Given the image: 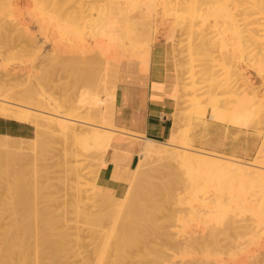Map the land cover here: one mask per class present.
<instances>
[{
  "label": "bare ground",
  "instance_id": "6f19581e",
  "mask_svg": "<svg viewBox=\"0 0 264 264\" xmlns=\"http://www.w3.org/2000/svg\"><path fill=\"white\" fill-rule=\"evenodd\" d=\"M139 4L141 6H139ZM156 6H159L162 14L171 15L172 18H174L173 23H175L177 28L179 27V30L181 32L183 31L182 34L185 33L186 36V45H183L184 47L186 46L184 54L188 56L186 57L185 55V57L186 59L189 58L186 65L184 63L187 62V60H184L185 62L183 63V65H185L183 72L186 77H183L184 74L180 76L177 74L178 70H176V68L181 70L183 68L177 67L178 64L174 60V78L172 83L173 90L180 91V93L182 90L185 91L183 85L186 84L187 80L188 83L191 81V88L193 85H198L195 86V89L197 90H203L206 88V91H203L205 94L207 93V96L209 95L208 97H205L208 98V100L205 99L208 101L207 103L204 102L205 100L202 101V99H199L203 96L202 94H204L202 92L201 96L199 94L200 91L199 93H196L201 96L199 97L197 95L199 97L198 100L196 99L197 97L194 98L195 96H189L188 99H186V102H189L191 108L194 107L195 109V107H199V109L195 111L196 114L199 113L203 107L204 114L205 106L208 105L211 109L210 117L212 121L223 120L224 116L228 114H231L232 119H234V115H237L235 114L236 109H238V107L241 108V106L236 107L235 104L241 105L244 100V110L241 112L243 120L252 119V115L256 117L257 114V116L261 115L259 117H262L261 119H263L264 122V0H0V48H3L2 50L0 49V66H2L1 63L4 61L3 54L5 52H11L12 49L16 48L14 54L12 53L8 64L18 67L17 69H11V72L6 70L4 74H0V117L33 126L36 130V136L31 139L0 135L3 139H9V142H7V140L5 141V139L4 141L0 140V200L6 201L10 205L11 210V220L9 224L4 227H0V264H65L61 257L63 258L62 252L66 250L67 242L65 241H68L66 239L69 238L66 236H69L71 233L68 231L69 234L66 235L68 229L66 228L67 226H63L64 223L59 224V221L54 222V220H56L52 215L54 212L49 214L50 210H47L48 206L47 208L43 207L46 208L44 210L41 208V206H43V202L47 198V195L46 197L45 195L43 196V192L47 190L46 187L48 186H45L46 182H44L43 186L39 185V183L41 184L42 182V179H40V182L38 181L40 177L38 179L37 177L34 179L32 178V182H30L32 179L28 181L29 173L27 174V167L25 168V166L29 163L32 165V162L30 159H27V157L30 156V158L33 159V153L30 154L29 152L35 150L37 146L42 145L46 140H52V138L56 136L59 137L62 142L61 149L64 156L63 158L65 159L61 160H64L63 163L67 169L65 167L64 168L66 172H71V175L69 174L71 177L69 181L72 182L71 185L68 183L70 185L68 186V189L72 187V189L74 188L73 190H75V193L74 191H69V193H72V195L75 196L71 197V194L69 196L72 198V201L78 200L81 202L83 199L82 203L84 204L85 201L87 202V200H89L88 203L90 206L86 203L85 207H88L86 209L88 210L90 207L91 209H95L91 211L89 209L86 211L85 207H83L81 211L78 208V201H75L76 203L74 201L72 202L75 203V205L72 204L73 206H76V204L78 205L74 208L76 210L75 213L77 212V218L80 217L82 219V223L80 224L83 225L84 223L89 227L87 229L90 234L93 235L91 238L92 241L94 239L99 242L101 253L98 254V256L100 257L101 255V257L100 259L98 257L99 260H97L95 259L96 257L94 258L93 256L94 260L97 262L99 261L98 263L96 261V263L92 262L93 264H143L138 261H141L142 259L143 261H146L150 256V259L153 260H149L151 264H167L171 257H175L174 252L176 251L181 253V256L180 253L179 256L181 258L183 257L182 259L185 258L184 252H181L183 248H179L184 243L185 247L190 249L189 251L191 252V256L187 255V259H185L186 261L190 257L198 258L200 256L198 255L197 257L194 253H192V247L194 249L193 251H195V249L199 251L200 249V251L206 255L203 256L201 253V256H203V258L205 257L206 260L209 258V255L211 257H215V261L210 262L211 264L214 262V264H228L225 262L223 256L227 255L230 250L240 247L238 242V239L242 238L240 236L250 235L252 238H255V236H258L260 233H264V193L257 196H260L259 198L261 199L263 197L261 202L259 201V198H255V195L252 193L254 198L251 196V200L253 199L255 201L257 199L256 201L263 205L262 208L259 207L258 203H256L258 207L256 209L255 206H253L255 203L253 204V201L248 202V198L236 200L234 197L229 196V189L227 190V187H225L228 185L225 180L233 181L236 179L243 180L244 182L248 181L250 186H255L259 183V181L263 182L264 149L261 151V155L260 153L255 155V157H257L259 154V160L254 159L255 161L253 160V162H241L236 159L228 160L229 158L226 161V159L220 155L194 150V148L192 149L190 145L188 146L186 143L187 140L181 142V140H185L184 138L187 135L184 133L187 132L182 130V127L184 126L181 127L180 123L183 125L184 118L185 120L186 118L189 119L187 116L184 117L181 111L180 113H177L180 115H177L176 112L174 113L176 115L172 117L173 121L170 136L165 141H156L144 138L143 135H137L140 137L139 139L143 140L142 144H140L137 148L139 162L130 173L128 177V185L126 184L127 188L121 197L106 195L97 190L95 179L96 176H98L97 174L99 170L105 166L104 157L109 150H112L111 147H119L120 140L117 139L115 135L122 131L115 128L113 125L116 87L114 81L116 80L117 65L120 59L126 57L124 59L140 62L143 70H146V72L149 69L148 66L150 63L151 51L153 45L157 41L156 37H158L154 35L156 28L153 23V21L156 20L154 16H157L155 14L156 9L154 8ZM128 7H131L132 9ZM39 21H41V23ZM45 21L49 22L47 23L48 26L50 22H53L54 25H61L62 27H57L58 29L56 26L53 27L56 29H51L59 33V31L63 28V30H65L71 38H76V41H81L82 38L88 37L93 40V46L97 45L95 39H98L99 42L102 41L100 43L107 46L105 48L102 45L104 48L101 49V51H98L96 56H89L87 59H79L78 57L64 59L59 56L60 53H57L59 51L56 50L57 48H52V46L54 47L53 44L55 42H49L52 45H50L52 54L48 53L49 57H47L49 61L47 62H49V65L55 67L54 71H58L59 69H63L65 71L67 70L70 72V75L73 73V75L78 78L81 83L79 81L78 82L82 84V86L85 84L84 88L86 94L88 95L86 103H76L73 98L66 95V89H61L60 97H56L53 93H47V90L54 85V81L51 79V76L53 75L51 74L50 76L51 71L48 72L51 69L49 68L47 71V68H44L45 65L43 63L40 64L43 70H41V73H33L28 68L25 69V65L30 66L34 59V55L38 52L36 50L37 52L33 53V47H35L38 42L36 37H33L34 34L31 37L29 35L31 33H23L24 27L26 28L25 25H29V23L36 26L38 22L42 24L45 23ZM45 25L44 28H47L48 26L45 27ZM22 26L24 27L22 28ZM41 26H43V24ZM39 28L36 29L37 34L40 30L44 29L42 28L38 30ZM52 30H50V32ZM43 31L47 33L48 29L47 31L46 29ZM43 31H40L43 36L39 33V37H45L46 33L44 35ZM61 34L62 33L58 35L64 36V33L62 35ZM19 38L21 43L18 42ZM71 38L69 40H71ZM74 39L72 40L74 41ZM182 39H184V37ZM43 40L46 41L45 39ZM82 40H85V38ZM176 41L178 42V40ZM15 42L20 43V46ZM77 43L80 44L79 42ZM77 43L76 47H78ZM82 43L83 41L80 45H82ZM69 45H73L72 41ZM112 46V49H114V47L118 48L122 46L121 50L123 51H120L119 53L118 50H120V48L117 50L115 49L118 51V57L116 54L114 59L113 55V57L111 56L112 59L111 57L109 59L104 52H107L109 47L111 48ZM73 47L72 50H74ZM86 47L89 46L86 45ZM92 48L89 49V52L93 51ZM80 49L84 50V47H80ZM74 51L78 50L75 49ZM116 51H114V55ZM85 52H87V50ZM111 54H113V52ZM140 55L142 56L139 57ZM109 64L112 68H110ZM96 67H98L102 73L97 74L93 70L97 69ZM86 69L90 70V72L88 71L89 73H91L92 69L95 72L94 74L92 71V75L94 76L88 75L89 73H86L87 75H85ZM141 69H139V71ZM107 70L113 72L110 74ZM1 71L3 73V70ZM35 71L37 70L35 69ZM243 71L248 72V75L244 74ZM106 72L111 76L113 75V77H111V79L113 78L112 82L110 81L111 79L108 78L110 77L109 74L107 76ZM73 75L71 76L74 77ZM179 77L180 79L183 77L187 80L185 81L182 78L183 80L181 79V82H178V80L180 81ZM53 80H55L54 77ZM51 83L52 85L50 86ZM180 83L183 84L180 85ZM179 85L182 90H180ZM46 86L47 88L49 86L50 87L46 90ZM101 88L104 89V92L101 91ZM193 90L192 94L194 95L195 93H193ZM237 95H239V99L241 101L238 97H235ZM175 97L180 98L181 96L177 95ZM236 98L241 103L234 102V105H232L233 100L235 101ZM200 100L202 101V104L205 103V106H201ZM199 104L202 109H200L201 107ZM238 110L241 111V109ZM238 114H240V112H238ZM187 115L189 116L190 114ZM231 116L228 115V118L230 119ZM189 117H191V115ZM236 118L240 117L236 116ZM236 118L235 121H242L241 119ZM232 119L230 120L232 121ZM261 119L258 118L260 122H262ZM230 120L228 121L231 122ZM237 123L235 122L236 125H234L238 126L240 124ZM248 123H250L249 120L246 124L248 125ZM256 124L258 125V123ZM242 125L241 127H244V124ZM247 125L245 127H247ZM252 125L249 129H252ZM256 131L259 130L256 129ZM131 135L136 136L134 134ZM10 139H19L20 141L13 143L10 142ZM22 141H26L27 144L22 143ZM180 142L181 144L183 143V146L178 144ZM67 146L69 147V150L67 149ZM71 147L72 149H70ZM21 157L22 159L28 161L24 164L19 163ZM96 159L98 160V162L96 161L97 166L95 165L96 162H93ZM13 160L15 163L18 161L19 166L15 167L18 169L12 167L15 166V163L11 164ZM58 161L56 160L57 163ZM153 161L156 163L161 162V165H164L165 162L168 168L170 165H175L179 167V169L182 168L183 174L186 173L184 178L188 176V178H186L188 179L187 182L190 181V184H188V189H190V191H187L188 189L186 187L183 188V182L181 183L182 180L180 181L177 178L179 175H177V177L176 175L171 176L175 179L174 181L172 178L169 179L167 177L169 176L167 172L168 170L166 171L167 173H165L167 174V176L165 175V178L162 177L163 174L161 171L162 175L160 178H168L167 180L169 182L167 180L165 183H162L159 180L158 182L161 183H158L157 180L155 181L151 174L152 168H154V166L152 167V163H154ZM63 163L61 165H63ZM91 166H93V168ZM170 167L171 168H169V170L174 168L172 166ZM44 168L46 167L43 166V169ZM183 168L186 170L184 171ZM90 169L92 170V184H89L90 188H87L88 184L86 187L87 182H83V180H85L83 177L85 175L86 177L88 176L91 172ZM157 170L158 167H156V172ZM37 171L38 170H36V172ZM40 171L43 172V170ZM46 171H48V169ZM46 171L45 174L47 173ZM175 171L174 174H176ZM36 172H33L35 173V176H39V171L37 174ZM159 172L160 171H158V174ZM172 173L173 170L171 175ZM45 174L43 175L44 178ZM32 175L34 176V174ZM32 175L30 176L33 177ZM50 178L51 177H49V179ZM208 181H215L213 182L214 185H211L213 183H209ZM243 181L241 182L243 183ZM49 182L52 183L51 180L48 181V183ZM180 184L182 186V190L187 189L186 191L189 194H187L184 190L183 193L181 189L178 188ZM245 184L242 186L244 187ZM208 185H210L214 191L216 189V195L211 197V199L209 198L210 195H207L208 188H211ZM260 186L261 185H259V187ZM263 186L262 188L260 187V191L256 189L258 193H262L264 190ZM246 187L248 188V186H245L244 188ZM175 188H178L177 190L185 194V196L178 195ZM72 189L70 188V190ZM159 189L163 190V193H165L166 197L161 194V196H164L165 199L159 196ZM45 193L46 192H44V194ZM243 196L245 197V194ZM73 197H75V199H73ZM49 199L47 198L46 200ZM70 206L71 205H69V207ZM41 209L43 211L46 210L48 214L46 212H44L46 215L42 213ZM236 209L237 211L239 209L244 212L246 210L250 214V220L246 221L247 217H244L245 220L241 217V219H239V216H236ZM70 210L74 211L72 209ZM185 210L190 214L186 212L183 213ZM198 211L201 213L203 211L204 216L201 215L200 217L198 214L201 213ZM208 212L210 214H208ZM240 212L241 211L238 213ZM211 213H213V215ZM187 214L190 215H188V217H190L189 219L192 220L193 223H199L202 217L204 218L205 216L206 217L202 219L203 223L205 219L208 221L206 223H212V225L211 223L208 224L211 225L210 228L209 226L207 227L208 229L206 228L208 231L204 229L206 227V223L203 224L204 228H202V230L204 231V236L200 235V237H198L199 235H195L196 231L190 227L191 224L188 225L191 221L189 222L188 220V224L185 221V219L188 218ZM47 215L52 216L51 218L54 220H51V218H49L50 216L48 217ZM241 215L242 214L240 213V216ZM208 216L209 218L207 219ZM235 217L239 220L237 218L236 220ZM194 218H199L200 220L196 222ZM32 219L37 222L34 226L31 224ZM58 219L60 220L62 218H57V220ZM74 219L75 218H73V222ZM60 221L62 223L64 220ZM239 221H241V223ZM64 222H67V220ZM74 223L76 224L77 222ZM60 225L64 228L62 229ZM104 225L109 229L107 237L104 235L106 232L103 233L101 231L102 228H105ZM187 226L194 231L192 230V232H190L191 230H189L186 233L188 230ZM79 228L81 230L82 228L84 229L82 226H79ZM195 228L197 229V227ZM79 230L76 231L79 232ZM84 231H86V228ZM241 231H244L245 233L241 234ZM258 232L260 233L257 235ZM184 233L186 235L185 239L180 238V240L178 236L184 235ZM173 235L178 237L176 239H179L178 243L180 246L176 245L179 247H173L175 248L174 252H172L173 254L171 253L170 259L164 263L165 260H167L166 257H168L167 253H164L170 247L167 243H170L169 245H171L172 239H175L174 237L172 238ZM79 236H76L77 238H75L78 242L80 241ZM86 236H82V238L86 239ZM65 237L66 239H64ZM74 237L75 236H73V240ZM109 238L112 239V241H109ZM92 241L89 242L92 243ZM181 241H184L183 244H181ZM156 242L159 243L158 246H156ZM32 244L34 257L32 256L33 258L31 259ZM162 244H165V246L168 247L163 253L161 250L164 251L165 246ZM186 244L190 248H188ZM260 244L261 243L259 242L258 246H254V250L256 251L255 254H246L244 255L245 259H241L244 262L239 261L243 264H263L264 258L260 259V256H262V254L264 255V251L261 250L263 249L264 244H261L262 247ZM69 245L67 247H70ZM161 246H163V248ZM77 247L81 248L80 246ZM141 248L143 249L142 254L139 253L137 256L134 255L136 258H133L134 256H131L130 252L134 250L139 252ZM177 248H179V251ZM186 248L184 251H187ZM197 250L196 252L198 253ZM78 251H76V253ZM94 251L95 249L91 252ZM109 251L113 253V255H110L113 256L112 260L108 259L109 257L107 256L109 255H106ZM188 252L187 254L190 253ZM94 253L92 254L95 255ZM63 254H65V252ZM92 254H87L86 256H92ZM162 254H164L165 258ZM142 255L147 256L140 257L142 258L140 259L139 256ZM230 255L232 254L230 253ZM84 257L85 255L81 258L84 259ZM162 257L164 259H162ZM45 258L48 259L47 262H44ZM196 258L191 259V261L189 260V263H186L184 260L183 261L186 264H190L191 262H198L196 264H210L203 258L200 260ZM127 259L131 260L127 261ZM91 260L94 261L90 257L89 260H85V263L84 261L82 262L83 264H91ZM147 261L145 264H149ZM183 261L181 260V264ZM239 261H237V264ZM234 264H236V262H234Z\"/></svg>",
  "mask_w": 264,
  "mask_h": 264
},
{
  "label": "rangeland",
  "instance_id": "374dc122",
  "mask_svg": "<svg viewBox=\"0 0 264 264\" xmlns=\"http://www.w3.org/2000/svg\"><path fill=\"white\" fill-rule=\"evenodd\" d=\"M99 4V3H98ZM97 4V5H98ZM100 5V4H99ZM139 6H141L140 4H139ZM158 9H157V8ZM156 7H154L155 9H156V17L154 16V18H156V20L155 21H153V23H154V25H155V33H154V35H156V36H158V37H156V39H157V41L155 42V44L153 45V47L154 46H156V45H166L167 47H168V50H169V55H170V59H171V63H172V65H173V71H174V60L176 61V63L178 64L177 65V67H182L183 69L181 70V69H178V68H176V70H178V72H177V74H179V76L180 75H182V74H184V72H183V70H184V67H185V65H186V63H188V59L189 58H187L186 59V57H188L186 54H184L185 53V50H186V46L184 47L183 45H186V36H185V33L184 34H182L183 33V31L181 32L179 29V27L177 28V25L175 24V23H173L174 22V18H172V16L171 15H165V14H162V12L160 11L161 9H159V6H156ZM128 8H130V9H132L131 7H128ZM127 8V9H128ZM130 9H128V10H130ZM29 12V11H28ZM157 12H158V14H157ZM161 14H160V13ZM162 16H164V17H162ZM171 16V17H170ZM172 18V19H171ZM162 22H161V21ZM159 21V22H158ZM40 23H41V21H39ZM37 23V25L35 26V25H33V24H30L29 22V25L28 24H24L25 26H26V28H28V29H26L24 26H22V28L24 27V31H23V33H27V34H29V33H31V34H29L31 37L33 36V34H34V36L33 37H36V39H37V42H38V44L35 46V47H33L34 49H35V51H34V49H33V53L34 52H37V54L36 55H34V59H33V63L31 62V64H30V66H28V65H25V69H29L31 72H33V73H41V70H42V67H41V63H43L45 66H44V68H47L46 70L48 71V69L50 68L51 70H49L48 72H50V76H51V74L53 75V76H51V79H52V81H54V85H55V87H54V85H52V83L50 84V86H51V88H49V90H47L48 88H47V86L45 87V89L48 91H46L47 93H49V94H52L53 93V95H55L56 97H60V93H61V89L62 90H64V89H66V95H68L70 98H73V100H75V102L76 103H81V102H84V103H86L87 102V100H88V95L86 94V91H85V88H84V85L85 84H83V86H82V84H80L81 82L78 80V78L77 77H75L74 75H73V73H71V75H73L74 77H72L71 75H70V72L69 71H65V70H58V71H54V68L55 67H53V66H51V65H49V62H47V61H49V59H48V57H49V54H52V51H51V47H50V43L49 42H55L53 45H54V47L52 46V48H57L56 50L58 51L57 53H60V55L59 56H61L62 58H64V59H68V58H75V57H78L79 59H87V57H89V56H96L97 54H98V51H101V49H103L104 47L106 48L107 46H105L103 43L101 44L100 42H102V41H100L99 42V40L98 39H95V42L97 43V45H94L93 46V40H91L90 38H88V37H84L85 38V40H82V39H84V38H82L81 39V41H76V38L74 39V38H71L68 34H67V32L65 31V30H63V28H62V30L61 31H59V33L58 32H56L55 30H52V29H56L57 27H62L61 25H54V23L53 22H50V24H49V26H48V24L47 23H49V22H46L45 21V23H42L43 24V26H41L42 24H40V23ZM44 22V21H43ZM166 22V23H165ZM52 23V24H51ZM38 24H39V26H38ZM45 24H47V25H45ZM158 24V25H157ZM44 25H45V27H47V28H44ZM52 25V26H51ZM172 25V26H171ZM176 25V26H175ZM51 26V27H50ZM54 26H56V28H53ZM39 28V27H41V28H39L38 30H40V29H42V28H44V29H46V31H47V29H48V31H47V33L49 32V33H51V34H47L46 32H44L43 30H40V31H43L42 33L45 35V33H46V35H45V37H41V36H43L41 33H40V31H39V33L41 34V36L39 37L38 35H40L39 33L37 34V32H36V29L37 28ZM158 27V28H157ZM176 28V29H174V28ZM52 28V29H51ZM173 28V29H172ZM25 29H26V31H25ZM58 29V28H57ZM28 30V31H27ZM50 30H52L51 32H50ZM180 31V32H179ZM17 32V31H16ZM15 32V33H16ZM178 32V33H177ZM19 33V32H18ZM56 33H58V34H60V33H64V36H59L58 34H56ZM67 35H66V34ZM2 34V33H1ZM27 34H25V35H27ZM54 34V35H53ZM61 34V35H62ZM161 34V35H160ZM3 35V34H2ZM28 35V36H29ZM48 35V36H47ZM49 35H50V37H52V38H50L49 37ZM68 36V37H66V36ZM54 36V37H53ZM48 37V38H47ZM71 38V40H69L70 38ZM184 37V39H182ZM48 40H50V41H48ZM88 38V39H87ZM43 39H45L46 41H44ZM54 41H53V40ZM72 39H74V41L72 40ZM181 41H180V40ZM19 40V41H18ZM17 41L18 42H20V38L18 39ZM43 40V41H42ZM56 40V41H55ZM98 40V41H97ZM176 40H178V42H182L181 43V45H180V43H178ZM21 41H22V38H21ZM71 41H72V43H73V45L72 46H70L69 44L71 43ZM83 41V43H82V45H80L81 44V42ZM85 41V42H84ZM125 41V40H124ZM18 42H15V43H18ZM45 42V43H44ZM48 42V43H47ZM77 42H79L80 44H78L77 43V45H78V47H76V43ZM93 42V43H92ZM99 42V43H98ZM165 42V43H164ZM21 43V42H20ZM20 43H18L19 44V46H20ZM75 43V44H74ZM87 43V44H86ZM174 43V44H173ZM22 44H23V42H22ZM21 44V45H22ZM33 44V43H32ZM40 44V45H39ZM87 46H89V47H86V45ZM92 44V45H91ZM43 45V46H42ZM85 45V46H84ZM104 47H103V46ZM74 46V47H73ZM90 46H91V48L93 49V51L92 52H89V49H91L90 48ZM72 47H73V49L75 50H78V51H74V50H72ZM80 47L82 48V47H84V50L83 49H80ZM85 47H86V49H85ZM99 47H100V49H99ZM181 47V48H180ZM37 48V49H36ZM77 48H79V49H77ZM88 48V49H87ZM113 48V46L110 48L109 47V50H107V52H104L106 55H107V57L110 59V57L112 56L113 57V59L115 58V56H116V54H117V57H118V51H119V53H120V51H123V50H121V48H122V46L121 47H118V48H116V47H114V49H112ZM120 48V50H118V51H116L117 49H119ZM1 50L3 49V48H0ZM15 49L16 48H14V49H12L11 50V52H5L4 54H3V58H4V61H3V63H1L2 64V66H0V74H4L5 72H6V70L8 71V72H11V69H17L18 67L17 66H14V65H9L8 64V62H9V59L11 58V56H12V53L14 54V52H15ZM116 49V50H115ZM37 50V51H36ZM56 50H55V52H56ZM87 50V52H85ZM105 50V49H104ZM183 51V52H181V51ZM31 51H32V49H31ZM114 51H116V53H115V55H114ZM47 52V53H46ZM113 52V54H111V53ZM178 52H179V54H181V55H179L178 54ZM39 53V54H38ZM49 53V54H48ZM53 53H54V49H53ZM104 53H102V54H104ZM111 55H110V54ZM184 54V55H183ZM106 55H105V57H106ZM109 55V56H108ZM185 55H186V57H185ZM48 56V57H47ZM142 55H140L139 57H141ZM112 57H111V59H112ZM180 57H181V62H180ZM124 58H126V57H124ZM124 58H122V59H120L119 60V63L121 62V61H124V60H128V59H124ZM139 59H141V58H139ZM34 60H36V61H34ZM184 60H187V62H185ZM180 62V63H179ZM185 62V63H184ZM46 63V64H45ZM48 63V64H47ZM118 63V64H119ZM183 63L185 64V65H183ZM195 64V63H194ZM34 65V66H33ZM47 65V66H46ZM110 65V64H109ZM109 65H108V69H109ZM35 66H37L38 67V69H37V67H35ZM49 66V67H48ZM146 67V66H145ZM149 67V66H148ZM57 68V67H56ZM97 69H93L97 74H100V73H102L101 72V70L98 68V67H96ZM110 68H112L111 67V65H110ZM35 69L38 71H35ZM1 70H3V73H2V71ZM33 70V71H32ZM92 69H91V73H89L90 72V70L89 69H86L85 70V75H87L88 73V75H90V76H94V75H92L93 73H92V71H93ZM13 71V70H12ZM43 71V70H42ZM54 71V72H53ZM65 71V72H64ZM89 71V72H88ZM93 71V72H94ZM109 71V73L111 74L112 72H110V70H107V72ZM145 71V70H144ZM95 72H94V74H95ZM106 72V73H107ZM246 71H243V73L244 74H246V75H248L247 73L248 72H246ZM87 73V74H86ZM109 73H107V76H108V74ZM104 74V73H103ZM109 74V76L110 77H108L109 79H111V77H113V75L111 76ZM54 75H56V76H54ZM105 75V74H104ZM1 76V75H0ZM53 77H54V79L55 80H53ZM183 77L185 78L186 76H185V74L183 75ZM183 77H181V79L183 78ZM76 80H74V79ZM183 78V79H184ZM113 79V78H112ZM110 80L111 82L113 81V80ZM179 79H180V77H179ZM181 79H180V81L178 80V82H181ZM182 79V80H183ZM115 80V79H114ZM185 81L187 80V79H184ZM78 82V83H75V82ZM188 81V80H187ZM186 81V84L185 85H183L184 87L183 88H185V91H183L182 89H181V86L180 85H182L183 83H185V82H183L182 84L180 83V85H179V87H180V90H182L181 91V93H180V91H174L173 90V87H171V93L169 94V96L172 98V101H173V104H174V113L176 112V114L179 112L180 113V111H181V113H182V115L185 117V116H187L189 119H187L186 118V120H185V118H184V120H183V125H182V123H180L181 124V127L182 126H184V127H182V130L183 131H185V132H187V133H184L183 131V133L184 134H186L185 136V140H181V142H184V141H186L187 140V144H188V146L190 145V147L193 149L194 148V150H198V151H202V152H206V153H212V154H215V155H220V156H222V157H224L225 159H226V161H227V159L228 160H231V159H236V160H239V161H241V162H253V160L254 159H258L259 160V154L257 155V157H255V155L257 154V153H260V155H261V151H263V149H264V122H263V119H261L262 117H259V116H261V115H259V116H257V114H256V117H254V115H252V119L250 120V119H248L249 120V122L250 123H248V125L246 124L247 122H248V120H246V119H244L243 120V118L241 117V112L244 110V100L242 99V97L240 96V98L243 100L242 101V104L241 105H239V104H235V106L237 107V106H241V108L240 107H238V109H241V111L240 110H238V109H236V113L235 114H237V115H234L235 117H234V119H232V116H231V114H228L229 116H231V118L230 119H232V121L228 118V115H225L224 116V118H223V120L221 119V120H218V121H212V119H211V109L209 108V106L207 105V106H205L204 104L205 103H207L208 101H206L205 99H207L208 100V98H205V97H208L207 96V93L205 94L204 93V91H206V88L205 89H201V90H197V89H195V86H198V85H193L192 86V88L194 89H192L191 88V85H192V83H188ZM116 82V80L114 81V83ZM83 83V82H82ZM195 83H197V82H195ZM76 84H78V85H76ZM80 85H81V87H80ZM88 85H91V84H88ZM112 85V84H111ZM190 86V87H189ZM62 87V88H61ZM84 89H83V88ZM191 88L192 90H193V93H199V91H200V95L202 94V92L204 93V94H202L201 96L199 95V94H192V90L191 89H189V88ZM189 89V92H188V89ZM197 88V87H196ZM103 88H101V91H103L104 92V89L102 90ZM190 91H191V93H190ZM197 91V92H196ZM190 93V94H188V93ZM187 94H188V96H187ZM259 94H261V93H259ZM181 96L180 98H178V97H175V96ZM199 97H201V98H199ZM194 97V98H196L197 100H198V98L199 99H202V101L203 100H205L204 102L205 103H203L202 104V101L200 100V104H201V106L203 107V105L205 106V111H204V114H203V109H204V107H203V109H202V107L200 106V104H199V106L201 107L200 109H202L199 113H197L196 114V110L197 109H199V107H195V109H194V107H192L191 108V105L189 104V102H186V99H188V97ZM235 97H238V99H239V95H237V96H235ZM238 99L236 98V100L234 101L233 100V104L232 105H234V102L235 103H241V102H239L238 101ZM185 100V101H184ZM240 100V99H239ZM184 103H183V102ZM241 101V100H240ZM183 104H182V103ZM198 102V101H197ZM181 103V104H180ZM186 104V105H185ZM179 105H180V107H179ZM190 105V106H189ZM230 106H231V102H230ZM234 106V107H235ZM179 109H178V108ZM184 107V108H183ZM191 110V111H190ZM192 110H194V111H192ZM190 112V113H189ZM191 112H192V114H191ZM195 112V113H194ZM232 112V111H231ZM238 112H240V114H238ZM173 113V115H172V117L174 116V115H176V114H174ZM190 114L191 115V117H189L187 114ZM202 113V114H201ZM199 114V115H198ZM177 115H180V114H177ZM196 115V116H195ZM236 116H239L240 118H236ZM194 117V118H193ZM193 118V119H192ZM235 118L236 119H241L242 121V123L240 122V120H239V122H238V120H236L235 121ZM258 118H260L261 120H262V122H260V120H258ZM0 119H4V118H2V117H0ZM190 119H191V121H190ZM258 120V121H256V120ZM6 120H10V119H6ZM189 120V121H188ZM228 120H230L231 122H229ZM246 120V121H245ZM256 122H255V121ZM13 121V120H12ZM205 121V122H204ZM234 121V122H233ZM16 122V121H15ZM182 122V121H181ZM185 122V123H184ZM210 122H214V123H219V124H221V125H223V126H229V127H231L232 129H233V137H232V139H233V141H235V142H240L241 140H244V141H248L249 143H250V145H251V148H252V154L251 155H249V156H240V155H238L237 153H236V151H234V150H231V151H229V152H225V151H223V150H214V149H210V148H208L207 146H206V140H205V134H204V130L206 129V126H207V124L208 123H210ZM226 122V123H225ZM227 122H228V124H227ZM233 122V123H232ZM235 122L237 123H240L238 126H235L236 124H235ZM246 122V123H245ZM254 122V123H253ZM19 123V122H18ZM232 123V124H231ZM237 123V124H238ZM252 123H253V125H252ZM256 123H258V125L256 124ZM22 124V123H21ZM235 124V125H234ZM242 124H244V127H241V125ZM250 124V125H249ZM256 124V125H255ZM234 125V126H233ZM247 125V127H245ZM251 125H252V129H249V128H251ZM255 125V126H254ZM262 125V126H261ZM243 126V125H242ZM250 126V127H249ZM259 126V127H258ZM255 127V128H254ZM258 127V128H257ZM262 127V128H261ZM184 128H186V129H184ZM261 128V129H260ZM29 129H31V133H30V135L28 136V137H24V138H29V139H31V138H34L35 136H36V130H35V128L33 127V126H30L29 125ZM188 129V130H187ZM256 129L257 130H259V131H256ZM198 130H200L201 132H203V133H201V134H199V135H197V131ZM184 134H183V137H184ZM204 134V135H203ZM7 136H9V135H7ZM11 137H17V136H11ZM187 138V139H186ZM5 139V138H4ZM4 139L2 138V137H0V140L2 141H4ZM7 139H5V141H6ZM11 141L10 142H18V141H20L19 139H10ZM7 142H9V139L7 140ZM181 142L180 143H178V144H180V146L183 144H181ZM262 142V143H261ZM20 143V142H19ZM22 143H26L27 144V142L25 141V142H23L22 141ZM261 145H263V146H261ZM183 146V145H182ZM61 147H62V142H61V140H60V138L59 137H53L52 138V140H46L42 145H39V146H37L36 148H35V150H33V151H31V152H29L30 154L31 153H33L32 154V156H33V159L32 158H30V156H28L27 157V159H30V161L32 162V165H31V167H30V165L28 164V165H26L25 166V168L27 167V169H26V172H27V174H28V176H29V179H28V181L29 180H31L32 178L34 179V178H36L37 177V179L39 178V182L41 181L40 179H42V182H41V184L39 183V185H44V182H46L45 183V186H48V187H46V189H43V190H46V191H44V192H46L45 194H44V192H43V196L45 195V197H46V195H47V198L49 199V197H50V199L49 200H46L45 199V201L43 202V206H41V208L44 210V209H46L47 208V206H48V211H49V214L52 212H54L52 215H53V217L56 219V220H54L53 218H51L52 216H50V215H47L49 218H51V220H54V222L55 221H59L60 223L59 224H69V225H64L63 224V226L64 227H66L68 230H67V233H66V235L67 234H69V233H71V234H69V236H66L68 239H66V237L64 238V239H66V240H68V241H65V242H67V244H66V250L64 251L65 252V254H63L64 252H62V256H63V258L61 257V259H63L64 260V263L65 264H80V263H82L83 264V262L82 261H84V263L86 262L85 260H89V258L91 257V259H93L94 260V258L95 259H97V260H99L100 259V257H101V255H100V257L98 256V254H100L101 253V250H100V247H99V242H97V241H95L94 239H93V241L91 240V238H92V236L93 235H91L90 234V232L88 231V229L87 228H89L88 226H86L84 223H83V225H85V226H83L82 224H80V223H82V219L80 218V217H78L77 218V216H76V213H75V208L74 207H77L78 205H79V209L82 211V209H83V207H85V205H86V203L89 205V200H87V202L85 201V199H84V201H85V204L84 203H82V201H83V199H82V201L81 202H79L78 200H73L74 202L76 201H78L77 203H79L78 205L76 204V206H73L72 204H74L75 205V203H72L73 201H72V196H75V195H72V193H69V191H74V193H75V190H73L72 189V187H70L72 190H70V188L68 189V186H70L71 185V182L69 181L70 179H71V177H70V173L71 172H66V170H65V165H64V163H63V161L61 160V159H65V158H63L64 156H63V152H62V149H61ZM69 147L67 146V149H68ZM70 149H72V147L70 148ZM259 149H260V152H259ZM69 150V149H68ZM258 151V152H257ZM263 153H264V151H263ZM62 155V156H61ZM62 157V158H61ZM231 157V158H230ZM58 159H59V161H60V163H59V161H58ZM72 159V158H71ZM33 160V161H32ZM56 160L58 161V163L56 162ZM28 160H25V159H22V157H21V159L19 160V163H26ZM98 162V160L96 159V160H94L93 162L95 163V162ZM255 161V160H254ZM13 162V163H12ZM11 162V164H14L15 163V161L13 160ZM33 162H34V164H33ZM69 162V161H68ZM97 162H96V166H97ZM154 162V161H153ZM19 163H18V161H16V163L14 164L15 166H12V167H18L19 166ZM56 163V164H55ZM63 163V165H61ZM153 165H152V167L154 166V168H152V171H151V174H152V176H153V179L156 181L157 180V182H158V180L159 181H161L162 183L164 182H167L168 180V178L170 179V178H172L171 176H175L176 175V177H177V175H179V177H177L180 181H181V183L183 182V188L184 187H186L187 189L189 188V185L188 184H190V181L189 182H187V180L188 179H186V178H188V176L186 177V178H184L185 177V174H183V172H182V168L181 169H179V167H177V166H175V165H170V166H172V167H174L173 169H170L169 170V168H171L170 166H169V168L167 167V165L165 164V162H164V165H161V162L159 163V162H154V163H152ZM163 164V163H162ZM61 165V166H60ZM161 165V166H160ZM32 166H35V167H32ZM43 166L44 167H46V168H44V169H48V171H46V170H44L43 169ZM63 166V167H62ZM160 166V167H159ZM65 167V168H64ZM92 168H93V166H91ZM90 167V168H91ZM156 167H158V170H157V172H156ZM42 168V169H41ZM96 168V167H95ZM168 168V169H167ZM15 169H18V168H15ZM35 169V170H34ZM67 169V168H66ZM155 169V170H154ZM166 169V170H165ZM177 169H179V170H177ZM28 170V171H27ZM30 170H31V172H30ZM36 170H38L37 172H38V174H40L39 176L37 175V176H35V173H33V172H36ZM40 170H43V172L42 171H40ZM91 170V169H90ZM168 170V171H167ZM172 170H173V173H172V175H171V172H172ZM176 170V171H175ZM183 170L185 171L186 169H184L183 168ZM45 171L47 172L46 174H45ZM68 171V170H67ZM158 171H160L159 172V174H158ZM161 171H162V174H163V178H165V175L167 176V174H165V173H167L168 172V174H169V176H167L168 178H166V179H163V178H160L161 177ZM167 171V172H166ZM170 171V172H169ZM174 171L176 172V174H174ZM37 172H36V174H37ZM178 172V173H177ZM41 173H43V174H41ZM67 173V174H66ZM32 174H34V176L32 175ZM45 174V178H44V175ZM70 174V175H69ZM91 174H92V170H91V172L88 174V176L86 177V175L83 177V179H85V180H83V182L84 183H86V187H87V184H88V187L87 188H90V185L89 184H92V179H91ZM30 175H32L33 177H31ZM50 175V176H49ZM160 175V176H159ZM184 175V176H183ZM188 175V174H187ZM27 176V177H28ZM48 176V177H47ZM53 176V177H52ZM66 176V177H65ZM31 177V178H30ZM47 177V178H46ZM49 177H51L50 179H49ZM57 177H59V178H57ZM93 177V176H92ZM44 178V179H43ZM68 178V179H67ZM157 178V179H156ZM175 178V177H174ZM33 179L30 181V182H32L33 181ZM45 179H46V181H45ZM47 179H48V181H50L51 180V182L52 183H48V181H47ZM173 179V178H172ZM59 182H58V181ZM65 180H67V181H65ZM163 180V181H162ZM165 180V181H164ZM167 180V181H166ZM175 179H173V181H174ZM177 180V179H176ZM235 180V181H234ZM233 181H231V180H229V181H226L225 180V182L228 184V185H226V183H225V187H227L226 189L228 190L229 189V196H231V197H234L236 200H242V198L243 199H245V198H248V202L250 201H253V206H255V208L257 209L258 207H257V204L256 203H258L256 200L254 201L253 199L251 200V196L254 194L255 196V198H259V197H257L258 195H260V194H263L264 192V190L262 191V193L261 192H257V190H259V189H261L262 188V186H263V182H260L259 181V183L258 184H254L255 186H253V185H251L252 186V188H251V186H250V183L248 182V181H246V182H244L243 180H236V179H234ZM178 181V180H177ZM241 181H243V183L241 182ZM90 182V183H89ZM161 182H158V183H161ZM169 182V181H168ZM185 182V183H184ZM209 182V181H208ZM207 182V183H208ZM210 182H212V181H210ZM209 182V183H210ZM213 182H215V181H213ZM212 182V183H213ZM217 182V181H216ZM248 182V183H247ZM59 183V184H58ZM61 183V184H60ZM68 183H70V185L68 184ZM171 183V182H170ZM170 183H167V184H170ZM232 185H231V184ZM246 183V184H245ZM257 183V182H256ZM243 184H245L244 185V187L245 186H248V188L246 187V188H244L242 185ZM249 184V185H248ZM59 185H60V187H59ZM178 185V184H177ZM185 185V186H184ZM211 185H214V183L213 184H211ZM217 185V184H216ZM259 185H261L260 187H259ZM42 186H40V187H42ZM209 187H211L210 185H208ZM230 188H229V187ZM54 187V188H53ZM176 187V186H175ZM178 187V186H177ZM182 186H181V184L179 185V187L178 188H180L181 189V191L183 192V190H182V188H181ZM239 187V188H238ZM242 187V188H241ZM264 187V186H263ZM45 188V187H44ZM60 188V189H59ZM178 188H175V190H177ZM216 188H217V186H216ZM219 188V187H218ZM254 188V189H253ZM42 189V188H41ZM49 189V190H48ZM163 189V188H162ZM185 189L184 191L187 193V194H189L187 191H190V189ZM207 189V188H206ZM210 189V190H209ZM213 188L211 187V188H208V192H207V195H210L209 196V198L211 199V197H214L216 194V189H215V191H214V189L212 190ZM225 189V190H226ZM231 189V190H230ZM237 189H239V190H237ZM257 189V190H256ZM55 190V191H54ZM97 190L98 191H100L99 190V188L97 187ZM160 190V189H159ZM187 190V191H186ZM226 190V191H227ZM246 190V191H245ZM64 191V192H63ZM90 191V190H89ZM88 191V192H89ZM160 191H161V193H160ZM159 191V196H161V194L162 195H164L165 196V193H163V190H160ZM251 191V192H250ZM260 191V190H259ZM42 192V191H41ZM101 192V191H100ZM255 192V193H254ZM257 192V193H256ZM56 193V194H55ZM73 193V194H74ZM176 193H178V195H181V196H185V194H183V193H181V192H179L178 190H177V192ZM180 193V194H179ZM209 193V194H208ZM243 193V194H242ZM253 193V194H252ZM53 194H55V195H53ZM63 194V195H62ZM71 194V197L69 196ZM87 194V193H86ZM186 194V195H187ZM245 194V197L243 196ZM48 195H49V197H48ZM57 195V196H56ZM65 195V196H64ZM177 195V196H178ZM235 195V196H234ZM236 195H237V197H236ZM68 196V197H67ZM164 196H161V198H164ZM248 196V197H247ZM52 197H53V200H55V201H53L52 200ZM65 197V198H64ZM71 198V200H70V198ZM166 197V196H165ZM180 197V196H179ZM253 196H252V198H254ZM261 197H262V195H261ZM264 197V196H263ZM263 197H262V199H263ZM81 198V197H80ZM83 198V197H82ZM86 198V197H85ZM233 198V199H234ZM250 198V199H249ZM73 199H75V197H73ZM77 199V198H76ZM87 199V198H86ZM165 199V198H164ZM261 198H259V201L261 202V200H262ZM80 200V199H79ZM62 201V202H61ZM49 203V204H48ZM63 203V204H62ZM67 203H68V205H67ZM71 203V204H70ZM82 203V204H81ZM252 204V203H251ZM259 204V203H258ZM45 205V206H44ZM69 205H71L70 207H69ZM90 206V205H89ZM43 207H46V208H43ZM51 207V208H50ZM184 207H186V206H184ZM259 207H262L263 208V205L260 203L259 204ZM50 208V209H49ZM63 208V209H62ZM78 208H76V209H78ZM86 208H88L87 206L85 207V210L86 211H88L89 209H90V211L91 210H95L94 208H92L91 209V207L87 210ZM239 208V207H238ZM41 209V211H42V213H44V212H46L47 213V211L45 210V211H43ZM70 209H72V210H74V211H71ZM78 209V210H79ZM185 209H187V208H185ZM264 209V208H263ZM262 209V210H263ZM239 211H241L240 213L242 214L241 216H240V213H238ZM243 210H239L238 209V211H237V209H236V216L238 217L239 216V219H241V218H243L244 220H245V218H246V221H249L250 219H249V217H250V214L245 210V212L243 211ZM73 212V213H72ZM186 212V210L183 212V213H185ZM198 212H200V211H198ZM58 213V214H57ZM60 213V214H59ZM66 213H68V214H66ZM71 213V214H70ZM75 213V214H74ZM186 213H189L188 211L186 212ZM201 213V212H200ZM245 213V214H244ZM45 214V213H44ZM48 214V213H47ZM56 214V215H55ZM190 214V213H189ZM189 214H187V217H188V215ZM208 214H210L209 212H208ZM208 214H205V215H208ZM212 215H213V213H211ZM239 214V215H238ZM246 214H247V216H246ZM46 215V214H45ZM198 215H200V217H201V215L202 216H204V214H203V211H202V213L201 214H198ZM244 215V216H243ZM57 216H59V217H57ZM190 216V215H189ZM64 217V218H63ZM69 217V218H68ZM71 217V218H70ZM199 217V216H198ZM199 217V218H200ZM206 217V216H205ZM204 217V218H205ZM237 217H235V219L237 218ZM241 217V218H240ZM245 217V218H244ZM57 218H62V219H60V220H64V221H66L67 220V222H62L61 223V221L58 219L57 220ZM73 218H77L76 220L74 219V222H77L76 224L73 222ZM186 218V217H185ZM190 217H188L187 219H185V221L187 222L188 220H189V222L191 221V223H189V222H187V224L188 225H190V227L191 228H193L195 231H196V234L195 235H199L198 237H200V235L201 236H204L203 234H204V231L202 230V228H204V223H206V222H208L206 219H205V221H204V223H203V220L202 219H204L203 217H202V219L200 220L199 218H197V219H195L194 218V220L197 222L198 220H200L199 221V223H193V221L192 220H190L189 219ZM209 218V216L207 217V219ZM81 219V220H80ZM192 219V218H191ZM238 219V218H237ZM236 219V220H237ZM238 219V220H239ZM10 220H11V210H10V205L6 202V201H2V200H0V227H4V226H6V225H8L9 224V222H10ZM71 221H72V224H74L75 225V227H74V225H72L71 224ZM81 221V222H80ZM194 221V222H195ZM242 221V220H241ZM241 221H239L240 223H241ZM70 222V223H69ZM244 222V221H243ZM193 223V224H192ZM209 223H211V222H209ZM209 223H206L205 224V228L204 229H206L208 226H209V228H210V226L212 225V223H211V225H208ZM31 224H33V226H34V224H37V222H35L33 219L31 220ZM57 225H58V223H57ZM61 226V225H60ZM63 226H61L62 227V229L64 228ZM72 226V227H71ZM79 228V226H82V227H84V229L86 228V231H84V229L82 228V230L80 231L77 227ZM76 228V229H74V228ZM104 229L102 228L101 229V231L103 232V233H105L104 235L107 237V232L109 231V229H108V227L107 226H105L104 225ZM106 227H107V230H106ZM195 227H197V229L195 228ZM191 228H189V226H187V231H186V233L189 231V230H191L190 232H192V230L193 229H191ZM70 229V230H69ZM74 229V230H73ZM169 229H171V228H169ZM208 229V228H207ZM206 229V230H207ZM241 229V228H240ZM243 229V228H242ZM76 230H79V232L78 231H76ZM104 230V231H103ZM106 230V231H105ZM193 230V231H194ZM205 230V231H206ZM244 230V229H243ZM68 231H69V233H68ZM84 231V232H83ZM208 231V230H207ZM206 231V232H207ZM85 232H86V234H85ZM205 232V233H206ZM263 232V231H262ZM79 234V235H81V236H79V235H77V234ZM81 233V234H80ZM88 233V234H87ZM241 234H243V233H245L244 231L242 232H240ZM260 232H258L257 233V235L259 234ZM72 234H74V235H72ZM84 234H85V236L88 238H86V239H84V238H82V236L83 237H85L84 236ZM89 234H90V236H89ZM206 235V234H205ZM71 236V237H70ZM73 236H75L74 237V240H73ZM79 236V242H78V240L76 239L75 240V238H77V237ZM176 235H173L172 236V238L174 237L175 239H172V242H171V245H169L170 243H167L168 244V246H170L169 248L168 247H166L165 246V244H162V245H164L165 247H164V251L163 250H161L162 251V253L163 252H165V250L168 248V250L164 253V254H166L167 253V255H168V257H166V259L167 260H165V262L164 263H166V261H168V259H170V255H171V253L172 252H174V249L175 248H173V247H179L180 245H179V243H178V241H179V239L180 238H183V239H185V233H184V235H179L178 237H179V239H176V238H178V237H175ZM184 236V237H183ZM240 237H242V238H239L237 241L239 242V244H240V247L239 248H237V249H233V250H230V252L227 254V255H225V256H223V258H224V260H225V262H227L228 264H234V262H236V264H237V261H243V260H241V259H245V256L244 255H246V254H248V255H253V254H255L256 253V251L254 250V246L255 245H259V242L262 244H264V233H260L258 236H255V238H252L250 235H246V236H240ZM90 238V239H89ZM83 239V240H82ZM255 239V240H254ZM92 241V243L91 242H89V241ZM112 241V239H110L109 238V241ZM181 240V239H180ZM257 240V241H256ZM76 241H77V243H76ZM82 241V242H81ZM84 241H85V243H84ZM32 242V241H31ZM159 242V241H158ZM158 242H156L155 244H156V246H158ZM182 243L181 244H183V242L184 241H181ZM73 243V244H72ZM78 244V245H76V244ZM95 244V246H94V244ZM98 243V244H97ZM178 243V244H177ZM258 243V244H257ZM70 244V245H69ZM82 244V245H81ZM90 244V245H89ZM185 244V243H184ZM183 244V245H184ZM260 244V245H261ZM70 246L71 247V249H70V247H67V246ZM73 245H74V247H73ZM84 245V246H83ZM89 245V246H88ZM98 245V246H97ZM176 245H179V246H176ZM183 245H181L179 248L180 249H182L183 248V250L181 251V252H184V254H185V258L184 259H182L180 256H181V253H180V256H179V253L176 251V252H174L175 253V257H171V261L169 260L168 262H167V264H181V260L183 261H185L186 263H189V260L191 261V259H195V258H188V260L186 261L185 259H187V255H190L191 254V252L189 251L190 249H187L186 247H185V245L183 246ZM77 246H80L81 248H79V247H77ZM83 246V247H82ZM93 248H92V247ZM183 246V247H182ZM186 246H188L187 244H186ZM32 251H31V259L34 257V254H33V244H32ZM73 247V248H72ZM87 247H89V248H87ZM160 247V246H159ZM162 248H163V246H161ZM186 248V250L187 251H184L185 250V248ZM261 247H262V245H261ZM68 248V249H67ZM75 248V249H74ZM179 248H177L178 249V251H179ZM188 248H190L189 246H188ZM77 249V250H76ZM93 249H95V251L94 252H96V253H94V252H91V251H93ZM100 250V252H99V250ZM172 249H173V251H172ZM191 251H192V253H194L197 257H198V255H200L198 258H196V259H201V258H203V256L205 255V254H203L201 251H200V249H199V251L197 250V249H195V251H193L194 249L191 247ZM71 252H70V251ZM73 250V251H72ZM78 251L77 253H76V251ZM134 250V249H133ZM171 250V251H170ZM196 250L198 251V253L196 252ZM262 251H264V245H263V249H261ZM260 250V251H261ZM89 251V252H88ZM129 251H131V250H129ZM142 251H143V249L141 248V250L139 251V252H137V251H131L130 252V254H131V256H134V255H139V253L140 254H142ZM190 253H189V252ZM261 251V252H262ZM82 252V253H81ZM110 252V253H109ZM108 252V254L106 253V255H109V256H107V257H109L108 259H113V256H110V255H113V253H111V251H109ZM187 252L189 253V254H187ZM79 253V254H78ZM92 253H94L95 255H93ZM176 253H178V254H176ZM197 253V254H196ZM200 253V254H199ZM203 254V256H201L202 254ZM230 253L232 254V255H230ZM87 254H92V256H86ZM164 254H162L163 255V257H164ZM173 254V253H172ZM78 255H80V256H78ZM82 255V256H81ZM83 255H85V257H84V259L83 258H81V257H83ZM97 255V256H96ZM105 255V256H106ZM178 255V256H177ZM193 255V254H192ZM195 255H193V256H195ZM33 256V257H32ZM66 256V257H65ZM93 256H94V258H93ZM145 256H147V255H142V256H139V258L140 257H145ZM149 256V255H148ZM172 256H174V255H172ZM179 258H177V257ZM184 256V255H183ZM191 256V255H190ZM206 256V255H205ZM263 256V257H262ZM262 256H260V259L261 258H264V255L262 254ZM89 257V258H88ZM98 257H99V259H98ZM151 257V256H150ZM150 257H149V259H147V257H146V259L148 260H146L147 261V263L149 262V264H151L150 263V261H153L152 259H150ZM162 257V259H164ZM189 257V256H188ZM133 258H136L135 256L133 257ZM133 258H131V259H133ZM47 258H45V260H44V262H47L48 261V259L46 260ZM80 261H79V260ZM83 259V260H82ZM102 259V258H101ZM131 259H127V261L128 260H131ZM137 259H138V257H137ZM140 259H142V258H140ZM145 259V258H144ZM203 259H205V257L203 258ZM209 259V260H208ZM213 259V260H212ZM215 259V257H211L210 255H209V258H207V260L206 261H208L209 263L210 262H213V261H215L214 260ZM82 260V261H81ZM135 260V259H134ZM150 260V261H149ZM212 260V261H211ZM62 261V260H61ZM96 260H94V261H92L91 260V264H93L94 262H95ZM126 261V260H125ZM133 261V260H132ZM136 261V260H135ZM134 261V262H135ZM138 261V260H137ZM146 261L144 260L143 261V259L141 260V261H138V262H140V263H143V264H145L146 263ZM173 261V262H172ZM180 261V262H179ZM184 261H183V263L182 264H186V263H184ZM238 262V264H240V263H242V262ZM93 262V263H92ZM97 262V261H96ZM95 262V263H96ZM99 262V261H98ZM97 262V263H98ZM207 262V263H208ZM244 262V261H243ZM264 262V261H263ZM62 263H63V261H62ZM191 263H195V262H191ZM190 263V264H191ZM196 263H198V262H196ZM195 263V264H196ZM215 263V262H214ZM214 263H212V264H214ZM163 264V263H162ZM211 264V263H210ZM243 264V263H242ZM264 264V263H263Z\"/></svg>",
  "mask_w": 264,
  "mask_h": 264
},
{
  "label": "crops",
  "instance_id": "0c3cea01",
  "mask_svg": "<svg viewBox=\"0 0 264 264\" xmlns=\"http://www.w3.org/2000/svg\"><path fill=\"white\" fill-rule=\"evenodd\" d=\"M141 68L140 62L129 59L117 65L113 125L122 130V134L115 135L120 140L119 147H111L112 150L106 153L105 166L95 179L100 191L113 197H121L125 193L128 177L139 162L137 148L143 142L139 136L165 141L172 127L174 104L169 94L174 71L168 47L154 46L149 69L146 72ZM232 131L229 126L208 123L204 130L206 146L225 152L234 150L240 156L251 155L250 143L233 141ZM30 133L29 125L0 119V135L28 137ZM196 133L203 132L198 130Z\"/></svg>",
  "mask_w": 264,
  "mask_h": 264
}]
</instances>
